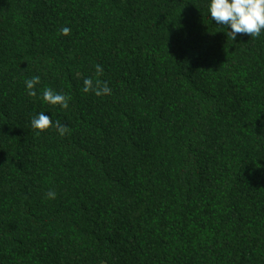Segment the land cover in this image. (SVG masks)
I'll return each instance as SVG.
<instances>
[{
	"label": "trees",
	"instance_id": "obj_1",
	"mask_svg": "<svg viewBox=\"0 0 264 264\" xmlns=\"http://www.w3.org/2000/svg\"><path fill=\"white\" fill-rule=\"evenodd\" d=\"M209 3L0 0V264H264V32Z\"/></svg>",
	"mask_w": 264,
	"mask_h": 264
},
{
	"label": "clouds",
	"instance_id": "obj_2",
	"mask_svg": "<svg viewBox=\"0 0 264 264\" xmlns=\"http://www.w3.org/2000/svg\"><path fill=\"white\" fill-rule=\"evenodd\" d=\"M210 19L216 25L221 26L227 37H231L234 41L237 35H247L251 38H258L264 32V0H210L208 5ZM71 29L63 27L59 35H70ZM97 76L103 75V68L99 64L95 66ZM27 94L35 97L37 95L34 90L36 85L40 83L39 76H33L25 81ZM82 91L84 93L92 92L96 96H105L111 94V88L106 82L92 78H85L83 81ZM42 99L45 103L52 106H61L63 109L68 108V100L64 94H58L51 88L43 90ZM55 127L60 136H64L69 132L67 125L62 124L59 119L53 124L52 118L40 112L31 120V130L37 135L46 132L49 128ZM47 199H55L56 193L49 191L45 194Z\"/></svg>",
	"mask_w": 264,
	"mask_h": 264
}]
</instances>
